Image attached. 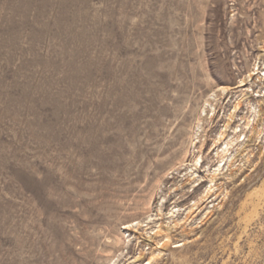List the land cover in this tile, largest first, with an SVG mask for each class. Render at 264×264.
I'll return each instance as SVG.
<instances>
[{"label": "rangeland", "instance_id": "374dc122", "mask_svg": "<svg viewBox=\"0 0 264 264\" xmlns=\"http://www.w3.org/2000/svg\"><path fill=\"white\" fill-rule=\"evenodd\" d=\"M221 86L204 158L230 113L253 130L185 213L208 182L167 172ZM179 184L149 264H264V0H0V264H146L124 224L173 225Z\"/></svg>", "mask_w": 264, "mask_h": 264}, {"label": "bare ground", "instance_id": "6f19581e", "mask_svg": "<svg viewBox=\"0 0 264 264\" xmlns=\"http://www.w3.org/2000/svg\"><path fill=\"white\" fill-rule=\"evenodd\" d=\"M245 86H246V83L241 81V83L237 87H240L241 88L240 90L242 91V93H244L245 91H248V88H244ZM230 89H231L230 87L221 86V87H218L216 90H212L211 93L207 95L205 103L203 104V106H201L199 110L197 122L196 124H194L195 127L192 129L193 130L192 135L189 137L188 144L190 145V147H193L191 158L190 159L186 158V156L184 155L183 158L179 160L175 165H173L171 169L168 170L169 172H167V176H170L172 178L174 177L173 176L174 172H179V170L183 169L184 174L181 173L183 177L182 180L187 182V184L190 185V189H191L190 190L188 188V190H186L185 186H183L182 184H179L180 191L176 192L173 196V199L175 200L173 204L174 203L176 204H174V206H172L170 210L166 213L169 215L168 219L169 218L171 219L172 222L170 220L169 221L173 225H170L166 229H163L164 226H162L159 223L160 225L156 224L157 227L155 231L152 232V231H147V228H144L148 226L149 224L147 220H146L147 221L146 223H145V220L142 222L135 220L136 222L132 221V222H128L124 224V227H123L124 229L132 228L134 232L136 233L143 230L144 232L143 234H145L147 241H150V240L152 241V240H155L156 237L157 238L160 237V239L155 242L156 246L151 251L149 261L146 264H149L151 260H154L156 256L160 254L161 249L167 245L168 241H170L169 230L171 226L172 227H177L179 225L181 226L182 222L184 221V219L182 221V218L177 217L178 214L181 213L180 211L182 208V207L181 208L179 207L178 203L182 202L185 199V196L187 193H189V190L191 192H194L195 188L202 185L203 182H208V184L204 185L203 190H201L197 194V197L194 199L192 205H188V207L184 209V212L186 210L187 213H190L193 209L197 210L198 208H200L199 206L201 204L208 201L210 197L214 196L216 194L215 190L218 189L216 188L218 187V185L216 184V181L221 177L220 175L223 176L224 174L222 173V170L224 169L225 166L227 167V170H228V168H230L233 165L235 154L239 152L240 147L243 148L245 146V144L242 143L245 139V136H243V138L240 140L243 130L248 129V131L250 132L253 130V123H250L249 118L247 120L244 119L245 121H243V123L241 124L242 126L239 124H236L233 126L232 117H234L233 116L234 114L231 117V113H230V116L228 115L226 116V119L224 120L222 127L217 130L216 135L215 137H213L212 143L207 150L208 155L211 153L212 154L214 153V154L211 155L210 157L206 155L205 158L207 157L208 160L204 162V159H205L204 154L206 153H204L205 151L203 152V148L206 144V135H207L204 123H208L209 125L212 122L213 116L216 114L217 105L219 103L223 104V102H221L220 98L218 97L219 95L217 94V91H219V93H227V90H230ZM174 186L172 188H175ZM165 193H162L161 198H160L161 204L158 205V208H157L159 212H162V207L166 204L167 199H168V197L166 199ZM148 220L150 222L151 220L150 216H148ZM139 234H142V233H139ZM140 237L141 236H138L137 239ZM120 239L121 238H117L115 243L118 244ZM122 243H125L123 239H122ZM179 246H181V243L175 244L173 247L177 248ZM138 257H140V253L138 254L137 257H133L132 261H130L128 264L135 262L138 259Z\"/></svg>", "mask_w": 264, "mask_h": 264}]
</instances>
